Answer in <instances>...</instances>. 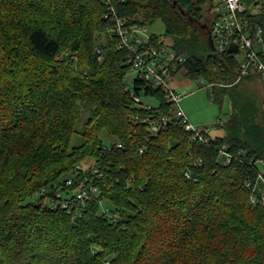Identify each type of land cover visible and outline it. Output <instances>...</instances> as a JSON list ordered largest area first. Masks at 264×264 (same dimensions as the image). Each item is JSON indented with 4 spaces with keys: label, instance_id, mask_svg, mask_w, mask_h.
Instances as JSON below:
<instances>
[{
    "label": "trees",
    "instance_id": "16d2710c",
    "mask_svg": "<svg viewBox=\"0 0 264 264\" xmlns=\"http://www.w3.org/2000/svg\"><path fill=\"white\" fill-rule=\"evenodd\" d=\"M207 4L0 0V264H264V103L243 84L259 77L234 83L237 57L210 48ZM113 13L162 21L148 45L184 58L173 76L229 98L225 135L192 138L109 36ZM263 20L264 6L251 17Z\"/></svg>",
    "mask_w": 264,
    "mask_h": 264
},
{
    "label": "built area",
    "instance_id": "2783aa9c",
    "mask_svg": "<svg viewBox=\"0 0 264 264\" xmlns=\"http://www.w3.org/2000/svg\"><path fill=\"white\" fill-rule=\"evenodd\" d=\"M207 1V8L211 13L209 34L215 48L214 52L228 51L230 46L236 49L228 51L238 60V75L234 83L250 73L256 74L264 82V20L260 23L251 21L252 16L261 15L264 0H251L249 3L244 0ZM112 16L114 27L108 30L109 36L113 32L116 33L120 43L133 53L132 60L136 71L141 72L154 85L162 86L167 90L168 96L177 107V116L183 118L185 129L192 133V138L204 143L208 142V137L204 136L208 133V129L196 128L189 123L184 112L178 107L182 94L174 90L170 84L173 74L184 58L168 49L161 43V39L157 40L158 47L149 46L150 36H146V28L131 22L130 18H119L114 13ZM97 52L100 51L97 50ZM200 81L204 84L203 80ZM207 86H213V84L208 83ZM162 120L166 122L165 118ZM156 127L154 125L152 129L156 130ZM224 154L229 159L230 155ZM198 163L200 164L201 160ZM260 163L262 164V160ZM84 196V190L77 194V198Z\"/></svg>",
    "mask_w": 264,
    "mask_h": 264
},
{
    "label": "rangeland",
    "instance_id": "374dc122",
    "mask_svg": "<svg viewBox=\"0 0 264 264\" xmlns=\"http://www.w3.org/2000/svg\"><path fill=\"white\" fill-rule=\"evenodd\" d=\"M150 34L163 37L164 25L161 20L158 19L146 27V36ZM136 74V71L131 69L127 80L131 82ZM208 83L204 80V84H202L200 79L188 77L184 71L177 72L170 81L173 89L182 94L178 107L184 112L189 123L196 128H207L211 137L223 136L227 133L226 123L231 113V103L227 96L223 97L220 105L215 102L211 96L213 87L207 86ZM243 84L260 104V100L264 96V84L254 76L245 80ZM147 101L153 105L156 103L155 100ZM100 135L107 145L114 141L105 130ZM81 142L82 137L75 134L72 137L71 146H77Z\"/></svg>",
    "mask_w": 264,
    "mask_h": 264
},
{
    "label": "water",
    "instance_id": "95a60500",
    "mask_svg": "<svg viewBox=\"0 0 264 264\" xmlns=\"http://www.w3.org/2000/svg\"><path fill=\"white\" fill-rule=\"evenodd\" d=\"M175 3V2H174ZM181 13L182 14H185L184 13V11H182L181 10ZM190 20L192 21L193 20V18H190ZM204 26H206V24H203V27ZM208 38H209V44H210V48H211V50L214 52V45H213V41H212V39H211V36H210V34L208 35ZM236 49L235 48H233L232 46H230L229 48H228V51L229 52H231V51H235ZM260 80V82L262 83V84H264V82H263V80L262 79H259ZM263 103H264V96H263Z\"/></svg>",
    "mask_w": 264,
    "mask_h": 264
}]
</instances>
